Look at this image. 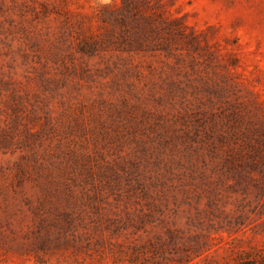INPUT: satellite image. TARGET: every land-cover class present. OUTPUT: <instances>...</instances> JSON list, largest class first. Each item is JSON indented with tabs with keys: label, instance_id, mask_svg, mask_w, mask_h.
Segmentation results:
<instances>
[{
	"label": "rangeland",
	"instance_id": "374dc122",
	"mask_svg": "<svg viewBox=\"0 0 264 264\" xmlns=\"http://www.w3.org/2000/svg\"><path fill=\"white\" fill-rule=\"evenodd\" d=\"M134 2L0 0V264H141L134 247L206 209L211 153L240 160L264 129V0ZM158 15L179 22L144 34ZM248 200L214 259L264 253V192Z\"/></svg>",
	"mask_w": 264,
	"mask_h": 264
},
{
	"label": "trees",
	"instance_id": "16d2710c",
	"mask_svg": "<svg viewBox=\"0 0 264 264\" xmlns=\"http://www.w3.org/2000/svg\"><path fill=\"white\" fill-rule=\"evenodd\" d=\"M136 3L134 0H122V11L128 13ZM123 24L125 19L123 14L117 17ZM139 19L146 26L145 33H154L161 36L162 32H171L170 23H178V20L166 21L162 16L158 15L155 19L140 16ZM182 35V34H181ZM252 138L245 144L250 148L245 156L240 152V160L232 159L227 150L226 156L220 157L214 152L211 153L210 162L212 163L211 178L208 177L214 188L208 190L209 197L206 203V209L202 213H197L191 217L186 223L189 234H185L180 229H168L164 236H156L147 243L133 248L135 251V259L132 262H142L141 264H200L199 260H203V264H264V253L255 247L249 250L240 249L231 250V255L222 257L217 260L214 255L217 254V240H223L221 234L226 233L231 238L247 228V220L250 214H254L255 210L251 207L248 197L253 189H260L264 192L262 186L258 184V179L253 175L254 172L260 171V167H264V129L252 128ZM207 166L208 163L204 162ZM206 172L202 173V180L206 177ZM227 179H231L233 187H239L243 202L235 210L236 215L230 216L221 210L214 197L218 187L223 185ZM262 188V190H261ZM142 193L147 194L143 188ZM217 195V194H216ZM260 215H264V202L260 210ZM258 215V213H257ZM220 235V236H218ZM218 236V237H217Z\"/></svg>",
	"mask_w": 264,
	"mask_h": 264
}]
</instances>
